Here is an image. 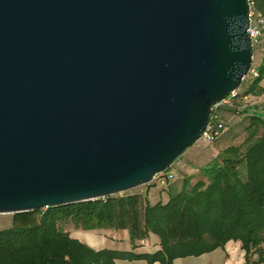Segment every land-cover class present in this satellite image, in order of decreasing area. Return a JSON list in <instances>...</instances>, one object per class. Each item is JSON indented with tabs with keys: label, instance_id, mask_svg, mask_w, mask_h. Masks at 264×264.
<instances>
[{
	"label": "water",
	"instance_id": "95a60500",
	"mask_svg": "<svg viewBox=\"0 0 264 264\" xmlns=\"http://www.w3.org/2000/svg\"><path fill=\"white\" fill-rule=\"evenodd\" d=\"M249 0H0V214L150 184L249 74Z\"/></svg>",
	"mask_w": 264,
	"mask_h": 264
},
{
	"label": "trees",
	"instance_id": "16d2710c",
	"mask_svg": "<svg viewBox=\"0 0 264 264\" xmlns=\"http://www.w3.org/2000/svg\"><path fill=\"white\" fill-rule=\"evenodd\" d=\"M249 1L264 16V0ZM258 50L263 56L254 64ZM254 59L237 95L230 103L211 109L208 137L197 141L205 138V146L217 148L207 164L192 167V172L182 167L183 175L177 174L173 167L190 146L160 180L142 185L145 189L13 214L12 225L0 229V264H117L119 258L173 264L177 258L200 256L231 240L242 242L247 260L257 252L262 262L264 115L253 110L254 101L264 93L262 46L254 48ZM245 120L246 137L240 144L216 146L235 124ZM195 171L202 177L192 183ZM69 225L127 230L133 248L154 234L160 249L153 253L96 250L73 238L66 230Z\"/></svg>",
	"mask_w": 264,
	"mask_h": 264
},
{
	"label": "crops",
	"instance_id": "0c3cea01",
	"mask_svg": "<svg viewBox=\"0 0 264 264\" xmlns=\"http://www.w3.org/2000/svg\"><path fill=\"white\" fill-rule=\"evenodd\" d=\"M262 49H264V36L262 38ZM261 61V60H260ZM264 84V82H263ZM256 106L253 110L264 115V93L255 100ZM191 151V152H190ZM193 151V152H192ZM217 153V148L207 147L195 142L181 158V167L191 170L192 167L207 164ZM10 215V214H0ZM4 217V216H3ZM4 218V225L1 229L8 228L13 223L12 216ZM66 230L73 238L88 244L96 250L111 248L119 251H134L136 253H153L160 249L159 237L151 236L141 242V245L133 248L130 235L127 230L117 231L115 229H96L86 230L81 227L69 225ZM115 230V231H114ZM260 264V255L257 252L250 254L247 260L245 249L241 241H229L224 247H219L211 252L200 256H191L175 259L173 264ZM117 264H163L160 261L149 262L146 259L129 260L124 258L117 259Z\"/></svg>",
	"mask_w": 264,
	"mask_h": 264
},
{
	"label": "rangeland",
	"instance_id": "374dc122",
	"mask_svg": "<svg viewBox=\"0 0 264 264\" xmlns=\"http://www.w3.org/2000/svg\"><path fill=\"white\" fill-rule=\"evenodd\" d=\"M262 56H263V53L258 50V52H256V55H255L254 64L258 63L262 59ZM226 117H227V120H228L229 119L228 114L225 115V118ZM231 124H233V122H231ZM246 124H248V120H245L242 123L235 124L231 128L232 131H228L226 134H224L225 136L222 139H220V141H219V143H217V145L216 144L215 145L218 146V148H225L226 146L231 145V144H240L246 137V133H245V130H244ZM199 144L200 145H206L207 144L206 139L202 138L199 141ZM180 164H181V159L177 160V162H176L175 166L173 167V169L177 172L178 175L182 176L183 173L181 171H179L182 168ZM190 172H192V170H190ZM201 177H202V175L199 173V171H195V173L192 175V183L196 182V180L201 178ZM158 180H160V179H158ZM145 188H146V186H140V187L137 188V190H142V189H145ZM5 216H8V217L12 216V218H13V214L0 215V227H3L2 225H4V218H7ZM117 231H120V230H117ZM151 236H156V235L152 234Z\"/></svg>",
	"mask_w": 264,
	"mask_h": 264
},
{
	"label": "built area",
	"instance_id": "2783aa9c",
	"mask_svg": "<svg viewBox=\"0 0 264 264\" xmlns=\"http://www.w3.org/2000/svg\"><path fill=\"white\" fill-rule=\"evenodd\" d=\"M249 19H250V25L248 28V33H249V36H250V39L252 42V46H253V48L262 46V38L264 36V16H262L260 13L254 11L252 9L251 2H250ZM252 72H254V70H252ZM237 93H238V91L235 90L230 96H228L227 98L223 99L222 101L216 103L213 107L216 109L223 104L230 103L231 98L236 96ZM245 98L248 99V97H245ZM208 126H209V124H208ZM207 130H208V127H207ZM207 130L202 135L203 137H206V138L208 137L209 133ZM163 173L164 172L155 175L153 180L159 179L161 177V175H163ZM260 264H264V260L262 262H260Z\"/></svg>",
	"mask_w": 264,
	"mask_h": 264
}]
</instances>
